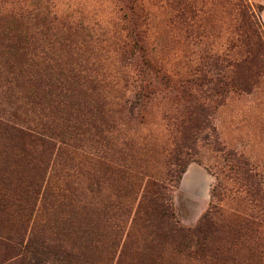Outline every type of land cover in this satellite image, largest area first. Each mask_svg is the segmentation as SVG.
<instances>
[{
  "label": "rangeland",
  "instance_id": "374dc122",
  "mask_svg": "<svg viewBox=\"0 0 264 264\" xmlns=\"http://www.w3.org/2000/svg\"><path fill=\"white\" fill-rule=\"evenodd\" d=\"M116 1L0 0V264H264V57L235 49L223 71L209 59L238 2L264 38V0H188L198 31L140 0L144 53ZM217 73L236 86L184 88ZM186 159L169 187L176 219L210 223L156 241L142 195Z\"/></svg>",
  "mask_w": 264,
  "mask_h": 264
},
{
  "label": "trees",
  "instance_id": "16d2710c",
  "mask_svg": "<svg viewBox=\"0 0 264 264\" xmlns=\"http://www.w3.org/2000/svg\"><path fill=\"white\" fill-rule=\"evenodd\" d=\"M119 5L118 12L121 15V20L125 23V30H127L128 38L135 43L136 46H140L139 52L144 53V35L146 32L143 30L148 20L147 10L140 0H117ZM164 9H166L171 16V19L178 21L183 29L200 30L198 25L200 22L199 16L192 3L188 0H164ZM236 12V30L233 33L230 40L228 39L227 45L222 53H217L211 56L212 64L218 66L220 71L225 70L227 67L238 66L239 60L233 57V51L240 49V51L248 52L251 54H261L264 57V38L261 31V25L256 14L248 7L238 2L235 4ZM247 50V51H246ZM238 60V61H237ZM244 63L246 61H243ZM242 62V63H243ZM149 65V62L147 66ZM236 84L234 78H226L220 74H213L209 78L206 75L193 78L185 81L184 88H195L194 92H198L199 96L205 94L206 91L223 95V93ZM236 86V85H235ZM192 91V90H190ZM202 92V93H201ZM205 100H208L204 98ZM141 97L135 96L134 102L139 104ZM210 100V99H209ZM206 104V103H205ZM134 104L131 103V107ZM137 106V105H136ZM196 114H201L203 111L202 106L195 105L194 108ZM189 160L180 161L178 164L179 170L175 172V175H171L169 178H157L153 182L145 187L142 200L138 207V213L144 215V224L147 225V229L151 230V234L155 237V240H175L176 237L180 238H196L201 231L207 228L210 223L209 214L205 216L200 222L199 226L194 230H184L179 226L176 219L172 200L170 196L169 187L174 188L179 179V174L183 172L185 166L189 163ZM217 188V187H216ZM213 197L216 196V189H214ZM46 243V242H45ZM44 247H47V245ZM203 244L196 245V248H203ZM13 248V247H12ZM16 248V246H15ZM48 251L44 252V256H55L53 251L46 248ZM63 262L67 264H83V260L80 258L72 260L67 255L63 257Z\"/></svg>",
  "mask_w": 264,
  "mask_h": 264
}]
</instances>
